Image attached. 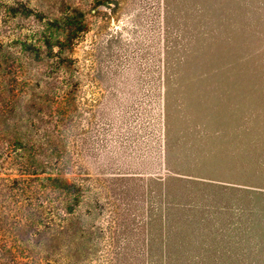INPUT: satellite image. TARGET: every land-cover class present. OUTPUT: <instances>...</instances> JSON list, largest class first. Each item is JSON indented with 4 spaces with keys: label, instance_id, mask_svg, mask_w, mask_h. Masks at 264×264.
<instances>
[{
    "label": "rangeland",
    "instance_id": "obj_1",
    "mask_svg": "<svg viewBox=\"0 0 264 264\" xmlns=\"http://www.w3.org/2000/svg\"><path fill=\"white\" fill-rule=\"evenodd\" d=\"M0 3L30 11L0 12V179L38 193L9 206L27 215L0 202V264H179L147 253L185 236L214 264H264V0ZM66 16L69 50L22 51ZM47 177L81 189L56 241Z\"/></svg>",
    "mask_w": 264,
    "mask_h": 264
},
{
    "label": "trees",
    "instance_id": "obj_2",
    "mask_svg": "<svg viewBox=\"0 0 264 264\" xmlns=\"http://www.w3.org/2000/svg\"><path fill=\"white\" fill-rule=\"evenodd\" d=\"M19 6H8L3 3H0V12H3L2 19L6 18H11L16 15H22V16H28L30 13L29 9H27L24 5ZM6 16V17H4ZM62 20H64V26L63 27H53L50 23H46V27L52 30L56 31L59 30L60 34L63 35L62 39L59 37H55V41H50L52 37H45L44 35L39 36L37 39V36L31 37V40H23L19 41L20 48L22 49L23 52H29L35 54L37 57L40 55H43L46 53L47 59H51V54L53 53V48L56 46L58 49V52L61 53L64 50H69L71 45H72V40L75 38V35L77 34L78 31L82 30V24L79 23L77 27L74 29V31H69L67 27H65L68 23V17H63ZM49 31V30H47ZM37 35V33H36ZM39 40V41H38ZM39 42L42 44L39 45ZM54 43V44H53ZM2 50V49H1ZM1 52V51H0ZM57 58L59 61L57 62V65L59 68H70L72 66V63L68 62V59H61L60 56L57 55ZM65 62V63H64ZM71 64V66H70ZM59 76L56 79V84L57 83ZM30 180V178H22V179H5L1 178L0 179V202H5L7 203L6 206L3 207V210H7L8 212H16L22 211V213H28L29 208H25L23 205L19 207H13L9 209V206H12L14 203H19L20 201L18 198L20 197H25V198H33V196H36L38 193L36 190H27L25 189L26 186V181ZM45 181H47V185L44 186L45 189L52 188V189H57L60 190L64 193L66 198H58L59 202H64V208L59 209L57 207L56 213L59 211L61 213L57 214L56 216L58 219L62 222L63 225H59V228H55L54 226H58L52 218V212L55 210H52L51 208L45 209L47 210V217L46 221L42 223V229L40 231V234H46L48 235L49 239L48 241H56L57 239H60L61 236L59 234H64L67 232V224L69 216L73 215L75 206L78 205L79 200L81 198V189L79 186L75 184H68L64 179L60 177H47L45 178ZM42 207V206H41ZM67 215H69L67 217ZM190 225L191 223L188 222ZM191 229V228H190ZM204 234H209V232H203L202 235ZM58 235V236H57ZM202 235H200V241L199 244L203 243L205 239L202 238ZM209 237H213L212 235H209ZM185 242L184 239H182V242H184V245H177L175 247H172L170 252L165 255V252L161 249L158 248L156 250H148V255L150 258L153 257V254H159L158 258H167L171 259V257H176L181 263L179 264H202L199 263L198 261L195 260L196 257H201L202 261H205L203 264H214L211 262V260H215L214 256V251L213 249L207 248L206 251H202L201 248H198L195 246V242H197V238L194 236L189 237L185 236ZM187 241H190L188 243ZM190 246V249L188 246ZM167 252V251H166ZM203 252V253H202ZM192 260V261H190ZM167 264H174V263H167ZM178 264V263H177Z\"/></svg>",
    "mask_w": 264,
    "mask_h": 264
}]
</instances>
